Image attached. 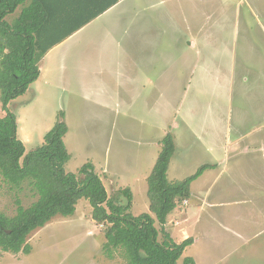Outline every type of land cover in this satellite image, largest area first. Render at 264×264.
I'll return each instance as SVG.
<instances>
[{
    "label": "rangeland",
    "instance_id": "obj_1",
    "mask_svg": "<svg viewBox=\"0 0 264 264\" xmlns=\"http://www.w3.org/2000/svg\"><path fill=\"white\" fill-rule=\"evenodd\" d=\"M206 10L207 18L192 21V33L164 39L153 58L147 53L151 63L138 76L133 62L139 51L126 59V53L115 58L111 52H92L105 57L109 67L100 65L93 73L68 60L60 69L75 82L84 73L96 74L91 98H74L71 108L60 83L50 79L54 83L42 81L39 91L30 86L8 108L16 115L25 153L64 120L70 155L65 171L80 176L79 167L91 162L113 200L126 203L123 190L129 189L133 215L154 217L146 178L160 140L172 133L168 180H180L205 163L217 168L191 183L193 194L163 226L155 220L159 240L162 228L177 243L193 238L177 264L184 257L195 264H264V0H212ZM80 47L86 51L89 45ZM98 94L104 98L95 99ZM1 105L0 117L5 115ZM36 199L26 181L14 187L0 172V212L12 216L17 200L27 207ZM193 203L202 209L188 213L185 207ZM105 241L89 201L80 198L72 214H58L28 235L29 253L0 250V264H128L120 250L108 257Z\"/></svg>",
    "mask_w": 264,
    "mask_h": 264
},
{
    "label": "trees",
    "instance_id": "obj_2",
    "mask_svg": "<svg viewBox=\"0 0 264 264\" xmlns=\"http://www.w3.org/2000/svg\"><path fill=\"white\" fill-rule=\"evenodd\" d=\"M0 0V101L5 115L0 117V172L4 179L20 188L26 181L37 199L23 207L17 200L16 213L8 216L0 212V250L27 254L31 250L28 235L44 226L52 217L68 216L80 198L91 205V216L104 227V249L110 257L120 250L128 264H177L184 249L193 238L175 242L161 229L168 214L190 197L191 183L206 169L216 164L205 163L195 172L170 181L167 170L175 151L172 133L160 140L161 149L147 176L146 195L150 213L133 215L129 212L131 193L124 189L126 203L108 196L100 176L91 162L82 164L78 173L66 172L64 164L70 158L63 136L68 130L64 120H58L44 134V142L25 153L23 142L17 137L16 115L8 103L23 95L40 73L38 62L55 44L72 34L84 23L117 2L106 0L91 14L87 7H76L71 0L44 3L42 0ZM103 0H97L101 3ZM18 6L21 11L12 21L6 19ZM64 114L61 113L60 117ZM181 264H195L192 257H184Z\"/></svg>",
    "mask_w": 264,
    "mask_h": 264
},
{
    "label": "crops",
    "instance_id": "obj_3",
    "mask_svg": "<svg viewBox=\"0 0 264 264\" xmlns=\"http://www.w3.org/2000/svg\"><path fill=\"white\" fill-rule=\"evenodd\" d=\"M29 1L27 0L26 3ZM61 1L42 0L41 2L58 3ZM211 1L117 0V2L91 18L45 53L40 59V61L43 60V68H39L40 73L38 78L29 85L26 92L31 88L30 86H34L35 90L39 91L42 81L45 84H50L52 82L50 79H53L55 82L60 83L61 91H65L64 97L70 101L68 105L71 108L74 106V104H71L74 98H91L93 95L92 91L94 90L93 86L97 84L96 74L92 76V73L90 75L84 73L80 78L77 76L78 79L75 82L72 76L65 70L60 69L66 67L64 62L68 60L76 61L80 69L90 70L92 68L93 73H97L96 69H99L98 66L100 65L103 68L109 67L105 57L103 58L100 54L90 55L89 53L92 52H111L115 58H120V53H126V59L128 53L139 51L140 53L136 55L133 62L134 68L137 69L135 73L138 76L142 72L140 69L144 71L146 66L148 67L151 63L147 53H151L152 51L150 57L153 58V53L158 51L164 39L172 37V41H175L174 34L181 35L185 31L192 33L195 30V26H192V21H199L204 17L207 18L209 12L207 13L206 6ZM71 2L76 7H87L88 13L91 14L102 6L106 0H103L101 3H97V0H71ZM21 8V6H18L14 12L7 14L6 19L12 21L13 18L18 16ZM86 43L89 47L88 50L84 51L80 45ZM77 53L82 54L79 57ZM84 53L88 54L85 55ZM101 73L99 74L101 75ZM104 90L106 94V91H108L107 87ZM142 90H140V94H144ZM97 98L102 99L104 97L98 94L95 99ZM215 164L217 165V163ZM216 168L217 166L214 167V169ZM216 205V202L212 204V206ZM185 208L189 211L188 213H195L202 209V205L200 203H193ZM186 216L188 217V215Z\"/></svg>",
    "mask_w": 264,
    "mask_h": 264
}]
</instances>
